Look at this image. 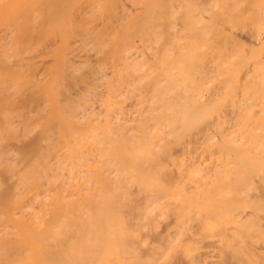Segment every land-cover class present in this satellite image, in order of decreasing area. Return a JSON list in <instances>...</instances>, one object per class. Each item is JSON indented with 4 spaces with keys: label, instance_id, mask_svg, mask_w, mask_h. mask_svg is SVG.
<instances>
[{
    "label": "bare ground",
    "instance_id": "6f19581e",
    "mask_svg": "<svg viewBox=\"0 0 264 264\" xmlns=\"http://www.w3.org/2000/svg\"><path fill=\"white\" fill-rule=\"evenodd\" d=\"M42 1L43 4H40L47 6L46 3L44 4V0ZM51 1V5L55 6L60 1L62 2V0H59V2L55 0L57 3L54 2V4V0ZM74 1H69L68 6ZM83 1H81L82 5ZM136 1L138 2V0ZM172 1H174V4L168 5L169 8L172 7V12L169 14V16H172L169 17V22L167 21L169 18L166 20L169 24L164 21L165 19L158 20L160 17H157V15H160L157 13H163V9L169 4L167 0L163 4H166V7L161 5V8L159 2H156V8L153 9L155 11L158 8V11L157 15L153 16L152 14L156 12L153 13L151 10L153 6L147 7L146 1L143 0L140 1V4L144 2L143 6L141 5L142 15L140 16V13H137L136 19L133 20L132 18L131 20L133 23H126L127 25H125L123 22L126 20L123 22L121 20L127 19L125 17L126 11L128 14L131 9H126L124 12V8L121 6V13H119L117 9L118 1L116 0H102V2L99 0L96 5L94 3L96 1H93L94 7L91 4L92 2L88 0L90 5L85 6L94 10L98 7L96 10H99L103 15H100L101 20L98 29H95L97 23L95 26L93 24L94 29L97 30L94 32V36L91 34L94 38L89 36L94 42L91 45L95 44L94 48L89 46V42V45L87 44L90 50L93 49L92 54L90 51H86L89 49L84 47L85 49H83L88 52L85 53L88 57H83L87 55H81V58L76 59L75 55L79 52L77 51L75 55L73 52L76 53L74 50L79 46L76 48L74 46L73 50L69 49V53L73 51L70 54H73L74 60L79 61V59H82V61H79L82 62L81 64H78L77 61L73 63L71 60L73 57L67 58V56H72L69 54L66 58L64 57L65 60L60 58L61 61L63 59V63L66 62V66H62L64 69L62 72L66 73L61 72L59 76L58 73V80L55 77L57 81L55 83L53 81L54 87L52 85V88L54 91L50 98L49 107H47V104L43 105L42 102V110L38 114L35 113L36 116L42 117L41 111H43L47 120L40 123L43 121L41 118L40 120L36 118L38 122H35L37 121L35 118L32 121V118V125H30L31 122L28 123L29 119L35 115L32 113L34 116L30 117L31 111L29 110V114L26 112L30 117L28 121L23 123L21 119L20 121L17 120L25 128L21 127L25 131L23 135H20L21 130L18 133L19 135L16 134L19 130L17 132L14 130L16 133L12 131L13 134H10L11 137L9 136V132L14 127L12 123L16 121L14 119V117L16 118L15 112L13 113L15 115L12 114L14 109L11 110L12 106L9 109V104L14 105L15 96H18L20 90H23L22 93L24 92V86L30 83L31 78H28L31 74L28 75V78L26 74L25 78L22 75L23 73H20L23 72L22 69L20 72L16 71L19 76L15 73L14 78L17 77L18 82L16 83L15 79L11 80H15L14 84L20 90L17 89L19 93L16 92L15 94L14 92L15 96L12 100L9 99L11 101H7L8 97L3 101L4 97L0 95V102L2 100L0 103L2 118L0 120L3 122V125L0 124V264H264V116L262 115L264 111L262 100H264V97L261 96V93L264 95V90H261L264 89L263 83V87L259 88L261 79L264 78L259 76H264V68H262L264 60H262L263 57L256 58L263 70L262 73L260 72L261 74L259 71L257 72L258 67L256 65L258 64L255 61L253 65L257 69H255L256 73L252 72V74L257 77L255 78L252 75V78L249 77L245 80L244 77L241 79L240 76L247 75L248 70L250 71L251 68L247 65L242 67L245 63H250V61L245 62V59L241 58L242 51H247L248 48H244L246 46L242 47L244 38L241 39L242 45L240 47L245 50L241 49L242 51H240L239 43H237L238 46L235 44V47L232 41L235 40L236 42L239 38L236 40L235 35L231 34L235 33L231 30H237L236 27L240 30L236 31V34L237 32L240 34L243 29L244 31L251 29L252 34L255 33V37L250 33L251 31H248L249 34L245 32H242V34H251L256 42L264 44V18L258 16L264 10V6L260 7L263 0L258 4L260 10H263L258 11L257 16H255L256 12L253 9L254 16L259 17L261 21L253 16V12L248 14V16H253L255 20H251L257 26L254 25L255 27H253V23L248 22L250 29L246 27L248 24L246 21H249L247 19L250 17L245 22L242 21L246 26H242L243 23L239 19L237 23H241V25L236 23L237 19L235 17L239 14L242 15L245 9L244 7L243 10L242 7L240 8L241 3L237 4V0H229L230 2L226 0V2H229L230 6L234 5V2L239 5L232 6L234 7L232 10L234 12L235 7H238L239 10L241 9L240 13L237 14L239 11L235 10L237 13L234 12V15H237L230 17V14L229 18L233 20L231 25L235 21V25L241 27L236 26L235 29H229L230 35H224L223 32L225 31L223 30L226 26L224 22H222V25L225 24L224 27L222 26L223 28L219 26L220 24L216 25L214 23L218 26V30H222L221 34H216L218 32L216 31L217 28L213 26L215 29L212 32L219 37L217 42H220L222 35H224V38L228 37V39H225L227 42L221 40L222 43L226 42L227 45L229 42L232 44V52L235 48L234 52L237 53L238 57L236 53L227 51L229 49L226 48L228 45H222V51H224V47L225 52L227 51L224 54L226 56L227 53L229 54L228 59L234 54L229 59L232 62H228V64L230 63L231 65H229L232 66L236 60L238 61L241 58L245 62L242 63L240 60L243 64L242 66L239 65L241 69L249 68L248 70H242L241 73L237 72L240 67L236 70L234 66L232 68L227 64L228 60L220 48L219 52L215 50L222 43H216L220 45L217 46L211 40L212 37H216L212 36V22L220 23L225 21V18L228 19V16L224 15L226 12L221 11L222 16H227H223V20L212 21L219 16L216 15L215 6H212L213 0L211 2L209 0L205 1L209 2L208 6H210L208 8L212 10L214 7L213 11L210 9L205 10L207 5L203 8L200 7L201 9L197 7L201 6L202 3L204 4V2H201L203 0H199L200 5L199 2L194 1L193 3L198 5L187 3L188 6L190 5L189 9H186L188 6L184 4L186 0H181L184 2V9L183 7L178 8L176 2L178 0ZM220 1H222V7L225 11L230 10L232 12L228 8L229 6L224 7L223 0ZM45 2L49 4L50 1L45 0ZM253 2L256 6L257 2ZM63 3L67 4V1L63 0ZM132 3L134 9H136L135 7L139 8L140 5L136 6L133 1ZM80 6L81 4L78 7ZM56 7L60 11L54 8L56 10L48 12L50 14L54 12L53 19L56 16L57 20H54L56 23L51 20L50 24L53 25L54 23L57 26L59 15L57 16L56 13L59 14L66 5L62 8ZM126 7L128 8V6ZM18 8L19 5L13 8L14 10L11 9L8 14L13 11L15 13ZM169 8L166 9V13L169 12ZM68 9L66 7L65 11L67 12ZM147 9L149 12H147ZM28 10L26 9V12ZM37 10L36 14L40 11L37 12ZM72 10L74 11V8ZM23 11L25 13V10ZM75 11L77 13V8ZM150 11H152V14ZM206 11L210 13V18H213L211 19L212 22L208 20L207 23L203 19L204 14L208 15V12L205 13ZM210 11L214 13L212 14ZM30 12L29 15L33 11ZM183 12H187V16H183V18L186 17L185 21L181 18ZM24 13L20 16H23ZM134 13L136 15V12ZM96 14L99 15L97 12ZM150 14L151 17L148 16ZM29 15L26 16L30 17ZM83 15L82 18L84 19L85 16ZM105 15L106 17H104ZM263 15L261 14V16ZM155 16L158 18L157 23L155 20L154 23H151ZM166 16L168 15L166 14ZM166 16L164 17L166 18ZM209 16H207L208 19ZM27 17H24V20ZM3 18H8V16ZM41 18L43 19V17ZM149 18L152 20H149ZM88 19L84 21L91 20ZM181 19L184 21V25ZM227 19L225 21L227 23L226 27L230 28L232 26L229 27L230 24L228 23L231 22L229 19L228 22ZM22 20L19 22L20 20L16 18L12 19L14 23L10 22L14 26L16 23L22 24L24 21ZM15 21L18 22L15 23ZM162 22L163 24L167 23V30L164 29L165 26ZM64 23L67 25L66 22ZM116 23L118 24L116 25ZM17 24L14 28L17 26L21 29L23 25L18 24V26ZM4 25L7 24L2 25V30L6 29ZM9 25L8 23L6 27ZM81 25L83 26V24ZM251 26L257 32H253ZM256 27L257 30H255ZM14 28L11 27L12 32L9 31L10 34L13 33V30L15 32ZM32 28L34 27L32 26ZM18 31L20 35V31L24 32V30ZM55 32L57 34V31ZM79 32L85 34L82 33V38L93 33L89 27H85V30ZM45 33L43 36L48 34V32ZM8 34L7 37L11 36H8ZM68 34L64 35L68 37ZM17 35L16 38H18ZM233 35L234 40L229 39ZM250 36L248 37L250 38ZM30 38L32 40V37ZM80 40L82 42V39ZM164 40H167L166 43ZM163 42L165 45L168 43V45L163 46ZM252 42L254 41L252 40ZM14 43L12 44L14 45ZM19 43L22 42L19 41ZM248 43V45H251V40ZM34 44H37V41ZM8 45L10 46V44ZM30 45L28 46L30 47ZM212 45L217 47L215 48ZM25 46L27 47L26 44ZM210 47L217 52L216 55L213 54V58V50L211 52ZM248 47H251V49H249L250 52H246L249 53L246 57L256 50V47H252V45ZM14 48L16 49L15 46ZM80 48L81 54L82 49ZM159 48L160 51L164 49V52H159ZM254 48L255 50H252ZM15 49H12L11 52ZM238 49L240 53L236 51ZM263 49L262 46L260 52H264ZM16 50L18 52V47ZM220 52L225 57V61L219 59L220 62L214 63L213 60L216 61L215 58L217 59ZM5 53L3 51L0 54H3V56H0V58H3ZM13 53L14 59L19 57L16 56L18 53L16 55L15 52ZM89 53L92 58H90ZM40 55L33 56L38 58ZM56 55L58 57V54ZM262 55L264 56L263 53ZM223 56L221 55V58ZM8 57L11 61L10 56ZM25 58L24 55V58H19L20 60L18 58L17 61L13 60L14 63H19V61L22 62L21 59ZM233 58L236 59L234 62ZM0 60L2 62V59ZM9 61L7 64H9ZM14 63L8 66L15 65L16 67ZM30 63L29 67L31 66ZM24 64L21 65L23 68L27 63ZM21 66L19 63L18 68ZM7 67L5 71H3L4 69L0 70V73L3 71L0 74L3 83L8 80H4V76V78H7V76L13 78V76L9 77L12 69H9L8 74L5 73ZM65 68H67L66 71ZM63 69L61 68L60 71ZM261 69L260 71H262ZM13 74H10V76ZM66 76H69L71 80L67 79ZM262 81L264 82V79ZM18 83L23 85L19 86ZM14 84L12 82L13 87ZM34 84L36 86V83ZM37 85L39 86L38 83ZM1 86L0 83V93H3L1 92ZM6 86L8 85H5V88ZM3 87L2 89L6 91L7 88L4 89ZM27 88L31 90L29 87ZM256 89L260 94L253 95L254 92H257ZM7 92L10 95V92ZM33 94L36 95L37 93ZM19 95L25 97L26 94L20 93ZM36 97L34 96V98ZM34 98L32 100L36 101ZM18 100L21 102L20 99ZM36 102L38 104V101ZM22 104L21 107L25 105ZM37 104H35L36 107L40 105ZM21 116L24 117L23 114ZM26 123L31 128L25 127V125L27 126ZM5 131L7 133H4ZM39 131L41 132L39 133L40 136H37ZM200 141L204 145L198 147L197 144H200ZM186 176L187 179L188 176H194V178L198 176L196 178L198 180H193L194 178L190 177V180L187 181ZM206 176L209 180L204 179L203 181L202 179ZM227 176L228 178H226ZM230 176H232V179ZM234 176L238 179H235ZM199 179L204 183L201 181L199 183ZM196 181L199 183L200 188H198ZM201 184H204L205 187ZM140 199H143L141 200L143 205L140 203ZM133 216L135 219H133ZM171 221L173 224H170ZM162 226L165 227V231L161 228ZM160 231L166 235L164 233L162 235ZM167 238L170 239L168 242L170 244L167 243ZM152 239H158V245L154 244V246L151 243L153 246H150ZM162 240L164 242L167 240L166 244L161 243ZM160 243L163 244V247ZM145 252L149 253L146 257L144 256Z\"/></svg>",
    "mask_w": 264,
    "mask_h": 264
},
{
    "label": "rangeland",
    "instance_id": "374dc122",
    "mask_svg": "<svg viewBox=\"0 0 264 264\" xmlns=\"http://www.w3.org/2000/svg\"><path fill=\"white\" fill-rule=\"evenodd\" d=\"M0 1H1V2H0V3H1V4H0V20L2 19V20L0 21V28H1V29H0V37H1V38H0V45H1V46H0V54L3 53V51H4V53H5V51H6L5 55H7V56L4 55L3 58H0V59H2V62H1V60H0V68H1L0 70L4 69L3 71H5V70H6V67H7L9 64L14 63V62H15L14 60H16L17 58H18V59H19V58H24V55H25V57H26L27 59H26V58H25L26 60H25V59H21L22 62L19 61L20 66L22 65V63H25L24 65H26V63H27L26 66L29 67V63L31 62V63H30L31 66H30L29 68H27L26 66H25V68H23V67L21 66V67H19V68H20V69H19V68H18L19 63H14V64H16V67H15V65H14V66H13V65H10L11 68H9L10 66L7 67V71H6L5 73H7V72L9 73L11 69H12V71H11L12 73H10V74H13V73H14V74L11 75V76H10V74H9V77H12V76H13V78H8V76H7L8 73L6 74L7 78H4L5 76L3 77L4 80H5V79H8V80L10 79L9 81L6 80L9 84L11 83L10 85H9L7 82H4V83H7V84H4V83L2 82V78L0 77V78H1V79H0V83H1V85L4 86V87H3L4 89L7 88L6 91H5V90L2 89V86H1V92H3V93H0V95L4 97V98H3V101H4V99H7V97H8L7 101H8L9 99L12 100L13 96H15V95H14V92H15V94H16V92H17V93L20 92L21 94H24V95L26 94L25 97H23V95H19V94H20V93H19L18 96H17V95L15 96L16 98L14 97V98H15V99H14V105L9 104V105H10V106H9V109H11V108H12L11 110L14 109V110L12 111V114H13L14 112H15V114H16V115L13 114V115L16 116V118L14 117V119H16V121H14V122L12 123V125L14 126V127L12 128L13 130L10 129L11 131L9 132V136L11 137L10 134H13L12 131H14V130H15L16 132L19 130L17 133L14 131L16 134H18V133H20V132L22 131V132L20 133V135H23V133L25 132V131H23V129H21L22 124H21V123H20V124L18 123V122L20 121V119H21V121H23V123H25L26 121H28V119H29L31 116H34L35 113H36V114L40 113L39 111L42 110V109H41V106L43 107V105H46V104H47V107H49V105H50V103H51V99H50V98H51L52 92L54 91V89L52 88V85H53V87H54V83L59 79V77H57V74L59 73V74H58V76H59V75L61 74V72L64 71V69H63L62 66H66V65H65L66 62L64 61V63H63V59H64V57L66 58V56H67L68 54H69V55H72V56H67V58L70 59L71 57H73V58H71V60H72L73 63H74V62L77 61V60H74V56H73V54H74V55L77 54V51L79 52L77 55H80V56L78 57L77 55H75V58H76V59L81 58V55H87V54H85V53H88L89 51H90V53L92 54V50H93V49L90 50L89 48H90L91 46L93 47L95 44H92V45H91V43H94V42H92L93 39H92V38L90 39V37H93V36L95 35L94 32L97 31V30H95V29H98L97 27L100 26V20H101V19H100V15H101L102 13H100L99 10H96L98 7H97L95 10L86 7L87 5H90V4H89L90 2L88 3V0H87V1H86V0H84V1H83V0H75L74 2H72V4H69V6H68V3H69V1L71 2L72 0H69V1L66 0V1H67V4H66V3L64 4V3H63V0H62V2L60 1L61 3H60L59 0H58L59 3H58V5H56V6H59V7L62 8L63 6L66 5L67 9H68L69 7H70V8L68 9L67 12L65 11L66 7L62 8V9H61V12H60L59 14L55 12V13L57 14V16L59 15V17H58V21H57V26H56V24H54L53 22H52L53 25L50 24V23H51V20H53V21H54L55 19L57 20L56 16H55V18L53 19V16H54L53 13H54V12H52V13L50 14L48 11L51 12V11H54V10H56V9L60 11V9H58V7H56V6L53 5V4H52V5H53V6H52V5H51V2H52L51 0H48V2L50 1L49 4H48L47 2H45V0H44V4L46 3L47 6H46V5H45V6L42 5V4H43V1H42V0H19L18 2H17L16 0H3V1L0 0ZM31 1H32V2H31ZM37 1H39V3H37ZM40 1H41V2H40ZM46 1H47V0H46ZM64 1H65V0H64ZM81 1H83V5H82V2H81ZM89 1L92 2L91 4L93 5V7L96 5L97 2H99V0H89ZM93 1H96V2H94L95 5L93 4ZM103 1H104V0H103ZM116 1H118L117 3H118V6H119V7L117 6V9H118L119 13H121L120 8L122 9V7L124 8V12L126 11V9H127V10H130V9H131V10H130L131 12H130V13L128 12V14H127V11H126V16H125V17H126L127 19H123V20H121L122 22H123L124 20H126V21L123 22L125 25L130 24V23H133V21H131L132 18H133V20H134V18H135L139 13H140V14H139L140 16L142 15V13H141L142 10H141V9H142L143 3H144L145 1H146V2H145V3H146V6L148 5L147 7H152V6H153V7L151 8V10L153 11V13L156 11L155 14H152V13H151L152 11H150V13L152 14V16H153V15H157V14H160V15L163 16V14L166 13V12H165L166 9L169 8L168 5L171 6V5L174 4V1H172V0H171V1H168V0H167V3L169 2V4H167V5L165 4V5L167 6V7H166L165 5H163L164 2H165L166 0H164V1L162 0L163 3H162L161 0L158 1L159 4H160V6H159L160 8H161L162 6H164V7H166V8H164V7H163L164 9L162 8V9L164 10L165 13H164L163 11H162L163 13H159V12L157 13L158 8H157V10L155 9V11H154V9H153L154 7L156 8L155 5L158 3L157 0H156V1H153V0H152V1H151V0H144V2H143L142 4H140V3H141L143 0H138V2H137L136 0H129V1H128V0H121L120 2H119V0H116ZM132 1L135 3L136 6H137V5H138V6L140 5L139 8H138L140 11L137 9V7H135L136 9H134V8L132 7V4H133ZM135 1H136V2H135ZM140 1H141V2H140ZM182 1H183V0H182ZM182 1H181V0H180V1H179V0L176 1V2H177V6H178L179 9H181V8L184 6V5H183L184 2H182ZM186 1H187V2H186ZM186 1H185V3H184V4H186V5H187V3H189V4L192 3V5H198V4L200 5V4H201V3L199 2V0H192V2H191V0H189L190 2H189L188 0H186ZM193 1H194V2H199V3H198V4H197V3L194 4ZM205 1H206V0L201 1V2H204V4L202 3L203 6H202V4H201V6H197V7H199V8L201 7V8H203L205 5H207V7H205V10H206V9H210V10H211V8H208V7L210 6V5L208 6V4H209V2H211V0H209V2L207 1L208 3L205 2ZM224 1H225V2H224ZM228 1H229V0H228ZM233 1H235V0H233ZM253 1L257 2V3H256V6H255V3H254ZM261 1H262V0H257V1H256V0H248V1H247V0H243V1H238V0H237V4L241 3V4H240V8L242 7L241 9L243 10V7H244L245 9H244V11H243V13H242V15H241V14H239L240 11H241V9L239 10L238 7H235V8H236L235 10H236V11H239V12L237 13L235 10H234V12L242 16V17H241V16L238 15L239 17H238V16L235 17L237 14L234 15L235 13H234L233 10H232L234 7H232V6H239V5H236V2H234V3H235L234 5L230 6V3H229L230 1H229V2H226V0H223V3H225V4H224V7L229 6L228 8H230V9L232 10V12H230V10H229V11H225V10L223 9V7H222V5H223V4H222V1L218 0V2H219V4H218L217 0H215V1L213 0V2H212L213 5H212V3H211V5H212V6H215V10H217V14H216V15H219V16L221 17L222 14L226 12L224 15H227L229 21L231 22V23H228V24H230L229 27L232 26V27H230V28H227V27H226V26H227V23H226L225 21H226L227 18L224 19L225 21H221V19L223 20V18H224V17H227V16H224V15H223L224 17L222 16L221 18L218 16L220 20L217 19L218 17H217V18L215 17L216 19H215V18L213 19V18H210V16H209L210 13L208 12V11H209V10H208V11L205 12V13L208 12V15H207V14H204V13L202 12V13L205 15V16L203 17V19H205V21H207V23H208V20L211 21V19H213L212 21H214V20H215V21H217V20H218V21H221L220 23H219V22H218V23H217V22H212V21H211V22H212L213 24L216 23V25H217V24H220V25H219L220 27H222V26L224 27L225 24H226V26L224 27V30H223V31H225V32H223V34H224V35H226V34H229V35H230V32H228V31H230L229 29H235L234 27L239 26V25H235V21H234V24H233V25H235V26L231 25L233 20H232V18H229V15L231 14L230 17H235V19H237V20H236V23L239 22V20L241 21V23H243L242 21L245 22L246 19L250 17L249 19H247V20H249V21H246V22H247V23H248V22H251V24L253 23L252 26L255 27L254 25H256V24H254V21H252L251 19H253V16L255 15V14H254L255 12H256V15H255V16H257V14L263 10V9H262L263 7L261 8L262 10H260V7H261V6H264V5H263L264 0L262 1V5H260V7L258 6V4L261 3ZM54 2L57 3L55 0L53 1V3H54ZM75 2H76V3H75ZM85 2H87V3H85ZM101 2H102V0H101ZM148 2H149L150 5L147 4ZM156 2H157V3H156ZM170 2H171V4H170ZM181 2H182V3H181ZM216 2H217V3H216ZM250 2H251V3H250ZM252 2H253V3H252ZM19 3H20V4H19ZM40 3H42V4H40ZM55 3H54V4H55ZM138 3H139V4H138ZM180 3H181V4H180ZM205 3H206V4H205ZM215 3H216V5H214ZM226 3H227V4H226ZM243 3H244V5H243ZM25 4H27V5H25ZM37 4H38V5H37ZM39 4H40V5H39ZM75 4H76V5H75ZM77 4H78V5H77ZM80 4H81V6L78 7ZM228 4H229V5H228ZM231 4H233V2H231ZM245 4H246V6H245ZM253 4H254V5H253ZM17 5H19V8L16 9L17 11L15 10V13H14V11H13V12H12L13 14L11 13L12 15H11V14H8L9 11L11 12V9L16 8ZM23 5H24V6H23ZM60 5H61V6H60ZM85 5H86V6H85ZM92 5H91V7H92ZM124 5H125V6H124ZM141 5H142V6H141ZM151 5H152V6H151ZM161 5H162V6H161ZM179 5H180V7H179ZM242 5H243V6H242ZM247 5H250V6L247 7ZM6 6H7V7H6ZM13 6H14V7H13ZM39 6H40V7L42 6V8H40ZM121 6H122V7H121ZM126 6H128V8H127ZM177 6H176V9H177ZM187 6H188V5H187ZM189 6H190V5H189ZM189 6L186 7V9H189V8H190ZM212 6H211V7H212ZM28 7H29V8H28ZM37 7H39L40 9L37 8ZM43 7H45L44 10H43ZM46 7H47V9H46ZM51 7H52V8H51ZM89 7H90V6H89ZM93 7H92V8H93ZM173 7H174V6H173ZM191 7H192V6H191ZM197 7H196V8H197ZM231 7H232V8H231ZM246 7L248 8L247 11H246V9H247ZM249 7H251L252 9L249 8ZM253 7H254V8H253ZM3 8H4V9H3ZM54 8H56V9H54ZM73 8H74V11L72 10ZM76 8H77V13H76V11H75ZM81 8H82V9H81ZM84 8H85V9H84ZM160 8H159V9H160ZM171 8H172V7H171ZM171 8H169V12L166 13L168 16H166V14L164 15V16H166V18H165L164 16L162 17V16H160V15H159V16L157 15V17H160V18L158 19V18L155 16L156 19H155V17H154L153 22L151 21V23H154V20H155L156 23H157V21H158V20H161V18H163L162 20L165 19L164 21H166L170 16H172V15L169 16V14L172 12ZM199 8H198V9H199ZM201 8H200V9H201ZM228 8H227V10H228ZM26 9H27V10L29 9V10H28L29 12H30V11H31V12L33 11L32 13L30 12L31 15H29V12H28V11L26 12ZM32 9H33V10H32ZM34 9H36V10L38 9L37 12H38L39 10H40L39 12H41V11L43 10L44 13H43V11H42L41 13L38 12V14H36V13H35L36 10L34 11ZM52 9H53V10H52ZM80 9H81V10H80ZM174 9H175V7H174ZM174 9H173V10H174ZM183 9H184V7H183ZM200 9H199V10H200ZM253 9H255V12H254ZM13 10H14V9H13ZM23 10H25V13H24ZM62 10H64V11H62ZM71 10H72V12H71ZM82 10H83V12H82ZM84 10H85V12H84ZM87 10H88V11H87ZM147 10H148V9H147ZM149 10H150V8H149ZM149 10H148L147 12H149ZM170 10H171V11H170ZM213 10H214V7L212 8L211 11H213ZM252 10H253V11H252ZM91 11H92V12H91ZM159 11H161V10H159ZM200 11H201V10H200ZM202 11H204V10H202ZM211 11H210V12H211ZM221 11H222L223 13H221ZM258 11H259V12H258ZM45 12H46L47 16H46ZM57 12H58V11H57ZM65 12H66V16H65ZM88 12H89V13H88ZM96 12H97L99 15H97ZM134 12H136V15H135ZM228 12H230V13L228 14ZM249 12H250V13H249ZM252 12H253V16H252V15H251V16H250V15L248 16V14H251ZM262 12H263V13H260L258 16L264 18V15H263V14H264V10H263ZM23 13H24V15H23L24 17H27L26 15H29L30 17H27V18L24 20V17H23V16H20V15H22ZM70 13H71V14H70ZM72 13H73V14H72ZM85 13L88 14V15L86 16ZM93 13H94V14H93ZM137 13H138V14H137ZM156 13H157V14H156ZM211 13L213 14L214 12H211ZM39 14H40V15H43V16H40ZM83 14H85V15H83ZM89 14H92V15L89 16ZM103 14H104V13H103ZM116 14H118V13H116ZM132 14H133V15H132ZM151 14L148 15V16L151 17ZM203 14H202V15H203ZM232 14H233V15H232ZM261 14H262L263 16H261ZM10 15H11V16H10ZM14 15H15V16H14ZM34 15H35V16H34ZM36 15H37V16H36ZM44 15H45V17H44ZM49 15H50V16H49ZM71 15H73L75 18H74L73 16H71ZM78 15H79V16H78ZM82 15L85 16L84 19L82 18ZM93 15H94L95 19H94ZM118 15H119V14H118ZM181 15H182L181 18L184 20V19H186V17L183 18V16H187V12H183V13H181ZM7 16H8V18H5V19L3 18V17H7ZM18 16H20V17L18 18ZM38 16H39V17H38ZM48 16H49V17H48ZM68 16H69V17H68ZM101 16H103V15H101ZM131 16H132V17H131ZM207 16H209V19L207 18ZM211 16L214 17L213 15H211ZM255 16H254V17H255ZM31 17H32L33 19H32ZM41 17H43V19H42ZM46 17H48V18H46ZM64 17H66L68 21H67L66 18H64ZM71 17H72V18H71ZM77 17L82 18V19L80 20V19L77 18ZM104 17H106V15H105ZM104 17H101V18H104ZM251 17H252V18H251ZM259 17H258V18L255 17V18L260 20ZM16 18H17V20H20L19 22H21L22 19L24 20V21L22 20V21L24 22V24H23V22H22V24L18 23L19 25H23L24 28H23V26H22V28L20 27L21 29L17 28V26L14 28V26L17 24L16 22H18V21H15L16 24H14V26H12L13 23H14V22L12 21V19L14 20V19H16ZM29 18H30V19H29ZM88 18L91 19V20H90V21H87V20L84 21L85 19H88ZM152 18H153V17H152ZM206 18H207V20H206ZM240 18H241L242 20H241ZM40 19H41V20H40ZM47 19H48V20H47ZM70 19H71V20H70ZM77 19H78V21H77ZM89 19H88V20H89ZM92 19H94V20H92ZM97 19H98V21H97ZM135 19H136V18H135ZM157 19H158V20H157ZM182 19H181V21H182V24L184 25L183 22H184L185 20L183 21ZM228 19H227V21H228ZM238 19H239V20H238ZM261 19H262V18H261ZM27 20H28V22H30L31 24L28 23ZM33 20H34V21H33ZM37 20H38V21H37ZM60 20H61V22H60ZM72 20H73V21H72ZM79 20H80V21H79ZM149 20H152V19L149 18ZM250 20H251V21H250ZM253 20H255V19H253ZM10 21L13 22V23H11ZM31 21H32V22H31ZM40 21H41V22H40ZM42 21H44V22H42ZM49 21H50V22H49ZM71 21H72V22H71ZM81 21H83V22H81ZM164 21H163V22H164ZM167 21L169 22V21H170V18H169ZM167 21H166V22H167ZM229 21H228V22H229ZM256 21L259 22L258 20H256ZM260 21H261V20H260ZM263 21H264V19H263ZM34 22H35V23H34ZM36 22H37V24H36ZM54 22L56 23V21H54ZM64 22H66L67 25H65ZM80 22H81V24H83V26L80 24ZM84 22H85V23H84ZM93 22H94V23H93ZM163 22H162V24H163ZM168 22H167V23H168ZM211 22H210V24H211ZM222 22H224L225 24L222 25ZM8 23H9L10 25L12 24L11 27H12V29H13V28L15 29V32H16V33H15L14 30H13V33L10 34V32H12V31H11L12 29H11L10 25H9L8 27H6V26L8 25ZM32 23H33V24H32ZM42 23H43V24H42ZM47 23H48V24H47ZM70 23H72V24H70ZM74 23H75V24H74ZM96 23H97L98 26L96 25ZM126 23H127V24H126ZM167 23H166V24H163V25L165 26L164 29L166 28V30H167ZM241 23H237V24H240V25H241ZM255 23H256V22H255ZM3 24H7L6 26L4 25V27H5L6 29L10 27V29H8L7 31H6V29L2 30V29H3V27H2ZM18 24H17V25H18ZM62 24H63L64 27L62 26ZM79 24H80V26H79V28H78V30H77V27H78ZM93 24H94V26L96 25V26H95V27H96L95 29H94ZM117 24H118V23H116V25H117ZM168 24H169V23H168ZM182 24H181V26H182ZM185 24H187V22H185ZM213 24H212V27H211V28H212V29H211V32H212V31L214 32L213 29L217 28L216 31H218V32H217V33L215 32V33H216V34H218V33L221 34V33H222V30H221V31L218 30V26H216L215 24L213 25ZM243 24H245V23H243ZM243 24H242V26H246V24H245V25H243ZM257 24H258V23H257ZM19 25H18V26H19ZM28 25H29V27H28ZM31 25H32L34 28H32ZM35 25H37V26H35ZM39 25H40V26H39ZM41 25H42V26H41ZM46 25H47V27H46ZM68 25H69V26H68ZM75 25H76V26H75ZM179 25H180V24H179ZM49 26L51 27V29H50ZM52 26H53L54 28H53ZM70 26H72V27H70ZM213 26H215V28H214ZM252 26H251V28H253ZM256 26H257V25H256ZM30 27H31V28H30ZM35 27H36V28H35ZM55 27H56V28H55ZM65 27H66V28H65ZM75 27H76V28H75ZM85 27H87V28L89 27L90 30H91L94 34H93V33H90V35L88 34V36H86L85 38H84V36H83V38H82V33H83V32L80 33L79 31H81V30L83 31V29L85 30ZM183 27H184V26H183ZM223 27H222V28H223ZM239 27H241V26H239ZM246 27H248V28L250 29V24L248 23ZM16 28H17L18 30H24V32L20 31V33H21V35H20V34L18 33L19 31H18ZM27 28H29V29L27 30ZM91 28H92V29H91ZM222 28H221V29H222ZM225 28H226V30H225ZM236 28H237V30H231V32L235 31V33H234V32L231 33V34H234L235 37H234V35H233V36H230L231 38H229V39L232 40V39H233L232 37L236 38V40H238V38H239V40H241V39L244 38V41H243V45H242V43H241L242 40H241V41L238 40L239 42H238V41L235 42V40L233 39L234 41H232V43H234V45L237 44V43H239L240 45L237 44V46L239 45V47H240L241 45H242V47L246 46V47H244V48H248V50H247L248 52H250L249 49H251V47L249 48L248 46H251V45H252V47H256V50H257V51L255 50V48L252 49V50H255V52L253 51V52H254V53L252 52L253 54L250 53L251 55H249L248 57H246V56H247L249 53L247 54V53H246L247 51H242L244 48H241V47H240V51H242L243 55L241 54V56H242V57H241L240 54H239V58H240V57H241V58H244V59H245V62H249V61H250L249 64L243 62V61H242L243 59H241V58H240V59L237 58L238 61H237L235 58H233V62H234L235 60H236V62L233 63L232 66H230L231 64L229 63V64H230V65H229L228 62H232V61H229V59H231V58L233 57V55H234L236 52H234V50H235V48H234V50H233L234 54L232 55V57L230 56L229 59L227 58V56H228L229 54L227 53V56L225 55L226 52H227L228 50L232 52V50H231V49H232V47H231L232 44H230V43L228 42V43H227L228 46L226 45L227 40H225V39H226V38L228 39V37L225 36L226 38H224V35H222L223 37H222V39H221V38H220V39H221V40H225L226 42L222 43L221 40H220V42H217V41H219V37H218V35H217V36L214 35V33L212 32V36H216V37H212L211 40L214 41L213 44L215 43V45H217V44H221V43H222L221 46H220V45H217V46H220V47H217V46L214 45L215 48H216V47L218 48V50H217V48H216V49L214 48L217 52H219V51L221 50V52H223V54H224V52H225V47H224V51H222V49H223L222 45H223V44L227 46L226 48H229V49H227V51L225 52L224 55L226 56V59L228 60V61H227V64H228L230 67H232V68L235 67L236 70H237L240 66L243 65L242 63H245V65H243L242 67H245L246 65H247V67H248V66L251 67V68H250V71L248 70L249 68H247V67H246L247 69L244 68L245 70H248V72H249L247 75L242 76V75L240 74V75H241V76H240L241 79L245 77L244 79L246 80V79L249 78V77L252 78V75H253V77H255L254 74H252V72H253V73H254V72L256 73L255 69H257V68L253 65V64L255 63V61H256V62L258 61V60H256V58H257V57H263L262 60H264V56L262 55V53L264 54V52H260L261 49H262V46L264 47V44H259L258 42H256V41L254 40V38H253L252 35H254V37H255L256 35H255V33L252 34L251 29H250V30L247 29V31H244V29L242 28L243 31H242V29H241V31H242V32H245L246 34L248 33V31H249V32L251 31L250 33H251L252 35H251V34H250V35H251L252 37H251L250 35H244V34H242V32H240V34H239V32H237V34H236V31H240V30H238V27H236ZM244 28H245V27H244ZM30 29H31V31H30ZM32 29H34V30H32ZM53 29H57V30H55V31H57V34H56V32H55ZM64 29H65V30H64ZM68 29H69V30H68ZM72 29H73V31H71ZM79 29H80V30H79ZM93 29H94V31H93ZM99 29H100V28H99ZM227 29H228V30H227ZM16 30H17V31H16ZM48 30H49V31H48ZM58 30H59V31H58ZM66 30H67V31H66ZM75 30H77L78 32L75 31ZM86 30H87V29H86ZM245 30H246V28H245ZM252 30H253V32H257V31H254V28H253ZM255 30H257V27L255 28ZM9 31H10V32H9ZM25 31H27V32H25ZM33 31H34V32H33ZM51 31H52V32H51ZM60 31H62V32L60 33ZM69 31H70V33L68 34ZM30 32H31V33H30ZM45 32H46V33L48 32V34H46ZM85 32H86V31H85ZM8 33H9V34H8ZM44 33L46 34V36H43ZM59 33H60V34H59ZM63 33L66 34V35L68 34V37H67L66 35H64ZM79 33H80V35H79ZM164 33H165V31H164ZM1 34H2V36H1ZM7 34H8V36H9V35H11V36L7 37V36H6ZM14 34H15V35H14ZM16 34H18L17 37H18L19 39L15 37ZM77 34H78V35H77ZM91 34H92L93 36H92ZM238 34H239V35H238ZM248 34H249V33H248ZM13 35H14V36H13ZM19 35H20L21 37H20ZM28 35H29V36H28ZM47 35H48V36H47ZM59 35H61V36H59ZM62 35H63V36H62ZM83 35H85V34L83 33ZM229 35H228V36H229ZM237 35H238L239 37H238ZM242 35H243V36H242ZM35 36H37V37H35ZM42 36L45 37L46 39H45V38L43 39ZM69 36H70V37H69ZM89 36H90V37H89ZM219 36L221 37V35H219ZM248 36H250V38H249ZM6 37H7V38H6ZM30 37H32V40H31ZM40 37H41V38H40ZM75 37H76V39H75ZM245 37H246V38H245ZM4 38H6V39H4ZM9 38H10V39H9ZM15 38H16V40H14ZM24 38H25V39H24ZM35 38H36V39H35ZM47 38H48V39H47ZM67 38H69L68 41H66ZM71 38H72V39H71ZM86 38H89V39H86ZM93 38H94V37H93ZM223 38H224V39H223ZM248 38H249V39H248ZM252 38H253V39H252ZM1 39H2V40H1ZM7 39H8V40H7ZM23 39H24V40H23ZM33 39H35V40H33ZM78 39H79V40H78ZM80 39H82V42H85L86 44L80 42V41H81ZM84 39H85V40H84ZM215 39H217V40H215ZM246 39H247V40H246ZM13 40L15 41V43H14ZM18 40H19L20 42H22V43H19ZM41 40H43V41L41 42ZM63 40H64V42H63ZM69 40H70V41H69ZM231 40H230V42H231ZM250 40H251V45H248V44H249L248 42H249ZM252 40H253L254 42H256V43L252 42ZM1 41H2V42H1ZM9 41H10V43H9ZM16 41H18V42H16ZM23 41H25V42H23ZM26 41L28 42V44H27ZM36 41H37V44H38V45H37V44H34V42L36 43ZM39 41H40V43H39ZM45 41H46V42H45ZM101 41H102V39H101ZM164 41H165V43H166L167 40H164ZM88 42L90 43V45L88 44ZM245 42H246V43H245ZM2 43H4V44H2ZM12 43H14V45H13ZM24 43L27 45V47L25 46ZM41 43H42V45H41ZM64 43H65V44H64ZM165 43L163 42L162 45L164 46ZM210 43H212V42H210ZM216 43H217V44H216ZM253 43H254V44H253ZM257 43H258L259 45H258ZM8 44H10V46H9ZM15 44H16V45H15ZM17 44H18V46H17ZM22 44H23V45H22ZM30 44H31V45H30ZM87 44H88L90 47H89ZM229 44H230V47H231V48L229 47ZM2 45H3V46H6V47L3 48ZM19 45H20V47H19ZM28 45H30V47L32 46L34 49H33V48L31 49ZM35 45H37V46L34 47ZM66 45H68V46H66ZM70 45H71V46H70ZM81 45H82V46H81ZM85 45H87V46H85ZM167 45H168V43H167L165 46H167ZM14 46L16 47V49H17V47H18V52H17V50L14 48ZM24 46H25V47H24ZM41 46H42V47H41ZM69 46H70V47H69ZM72 46H73V47H72ZM74 46H75V48L78 47V46H79V47L76 48L77 50H76V49L74 50V51H76V53L73 52V51H71V52H73V54H70L71 52L69 53V49H72V50H73V49H74ZM80 46H81V48H80ZM163 46H161V48H164V49H165V47H163ZM212 46H213V45H212ZM212 46H211V47H212ZM214 46H213V47H214ZM44 47H45V49H44ZM47 47H48V48H47ZM50 47H51V48H50ZM84 47H85L86 49H89V50H86V51H88V52H86V51L84 50V49H85ZM87 47H88V48H87ZM211 47H210L209 49H211ZM213 47H212V48H213ZM233 47H234V46H233ZM235 47H236V45H235ZM259 47H260V48H259ZM2 48L5 49V50H3ZM25 48H26V49H25ZM27 48H28V49H27ZM65 48H66V49H65ZM79 48L82 49V50H81V52H82L81 54H80ZM83 48H84V49H83ZM93 48H94V47H93ZM95 48H96V47H95ZM219 48H220V50H219ZM237 48H238V47H237ZM12 49H15V50H13V52H15V55L18 53V55H16V56H19V57H16V59H14V58H15L14 53L11 52ZM41 49H42V50H41ZM164 49H161V51H160V48H159L158 51L163 53V52H164ZM241 49H242V50H241ZM8 50H9L10 52H7ZM23 50H24V51H23ZM29 50H33L34 52H33V51H30V52H29ZM35 50H36V51H35ZM212 50H213V49H211L210 51L212 52ZM244 50H245V49H244ZM19 51H21V52H19ZM27 51H28V52H27ZM45 51H46V53H45ZM236 51H239V49L236 50ZM240 51H239L238 53H240ZM262 51H264V49H263ZM24 52H25V53H24ZM42 52H43V53H42ZM217 52H215V51L213 50L212 55H213L214 53H215L214 55H216ZM221 52H220L219 56L217 55V59L215 58L216 61L213 60L214 63H215V62L217 63V62L219 61V59H224V58H225ZM233 52H232V53H233ZM244 52H245V53H244ZM8 53H9V54L11 53V54H13V55H11V54L9 55ZM28 53H29V54H28ZM39 53H42V54L40 55ZM90 53H89V56H91ZM229 53H230V52H229ZM260 53H261V55H260ZM21 54H22V57H21ZM37 54H38V56L40 55V57L36 58V57H37V56H36ZM55 54H58V57H57V55L55 56ZM93 54H94V53H93ZM245 54H246V55H245ZM258 54H259L260 56H259ZM31 55H32V56H31ZM33 55L36 56V57H34ZM48 55H49V56H48ZM62 55H63V56H62ZM214 55L212 56V58L214 57ZM221 55L223 56L222 58H221ZM230 55H231V54H230ZM0 56L2 57L3 54L0 55ZM8 56H10V59H12V60L14 59V60H13V61H12V60L9 61V59H8L9 57H8ZM11 56H12V57H11ZM43 56H44V57H43ZM93 56H94V55H93ZM236 56H237V53H236ZM5 57H7V58H5ZM13 57H14V58H13ZM56 57H57V59H56ZM83 57H88V55H87V56H83ZM83 57H82V58H83ZM237 57H238V56H237ZM28 58H29V59H28ZM34 58H35V59H34ZM58 58H59V59H58ZM60 58H63L62 61H61ZM90 58H92V56H91ZM3 59H4V60H3ZM5 59H6V60H5ZM31 59H33V60H31ZM38 59H39V60H38ZM251 59H252L253 61H252ZM257 59H258V58H257ZM259 59L261 60V58H259ZM7 60L9 61V64H7V63H8ZM19 60H20V59H19ZM23 60H24L25 62H24ZM27 60H28V61H27ZM30 60H31V61H30ZM64 60H65V59H64ZM80 60L82 61V59H79V61H80ZM240 60L242 61V63H241ZM246 60H247V61H246ZM3 61H4L5 63H4ZM16 61H17V60H16ZM26 61H27V62H26ZM33 61H34V62H33ZM58 61H59L60 63H59ZM79 61H77V62H79ZM222 61H225V59L222 60ZM10 62H11V63H10ZM32 62H33V63H32ZM35 62H36V64H35ZM77 62H76V63H77ZM219 62H220V61H219ZM237 62H238V63H237ZM251 62H252V63H251ZM258 62H259V61H258ZM258 62H257V64H258ZM1 63H2V64H1ZM62 63H63L64 65H63ZM76 63H75V64H76ZM81 63H82V62H81ZM81 63L79 62L78 64H81ZM236 63H237V64H236ZM262 63H263V67H262V68H264V62H262ZM17 64H18V65H17ZM33 64H35V65L33 66ZM259 64H260V62H259ZM259 64H258V65H259ZM239 65H240V66H239ZM258 65H256V66H257L258 69H259V68H260V65H259V66H258ZM32 66H33V67H32ZM35 66H36V67H35ZM39 66H40V67H39ZM233 66H234V67H233ZM261 66H262V65H261ZM12 67H13V68H12ZM44 67H45V68H44ZM16 68H17V69H16ZM30 68H31V69H30ZM42 68H43V69H42ZM61 68H62L63 70L60 71ZM9 69H10V70H9ZM14 69H15V70H14ZM21 69H22L23 72H20ZM45 69H46V71H44ZM66 69H67V68H65V71H66ZM240 69H241V67H240ZM240 69H239V71L237 70V72L241 73L242 70H244L243 68H242L241 70H240ZM258 69H257V72H258V71H259V73H260V72H261V73L263 72V70H262L261 68H260V69H261L262 71H260V69H259V70H258ZM25 70H26L27 72H26ZM34 70H35V71H34ZM39 70H40V71H39ZM41 70H42L43 73L41 72ZM236 70H234V71L236 72ZM3 71H1V73H2ZM14 71H15V72H14ZM16 71H17V72H20V73H23V74H22L23 77L27 74V78H28V75H30V74L32 75V74L34 73V74L32 75V77H31V75H30V77L28 78V79H30V78L32 79V78L34 77V78L32 79V81H31V79H30V83H29L30 85L27 84V82H29V81L26 79V80H27V82H26L27 86H26V85L24 86L26 91L24 90L23 93H22L23 90L21 91V90L18 88V86L14 84L15 82H16V83L18 82V81H17L18 78H17V77H16L17 79L14 78V77H15L14 75H16V74L18 75V73H17ZM24 71H25V72H24ZM36 72H37V73H36ZM1 73H0V74H1ZM15 73H16V74H15ZM38 73H39V74H38ZM62 73L65 74L66 72H62ZM261 73H260V74H261ZM3 74H4V73H3ZM38 75H39V76H38ZM41 75H42V76H41ZM62 75H63V74H62ZM62 75H61V76H62ZM250 75H251V76H250ZM263 75H264V74H263ZM0 76H2V75H0ZM18 76H19V75H18ZM36 76H38V77L36 78ZM259 76H260L261 78L264 77V76H261V75H259ZM41 77H42V78H41ZM55 77H57V78H56L57 80H55ZM240 77H238V78H239V80L241 81ZM256 77H257V76H256ZM256 77H255V78H256ZM25 78H26V76H25ZM61 78H62V77H61ZM66 78H67V79H70L69 76H66ZM255 78H254V79H255ZM261 78H260V79H261ZM11 79H15L16 81L14 80V81H15V82H14V81L11 80ZM20 79H21V78H20ZM22 79H24V78H22ZM244 79H243V80H244ZM263 79H264V78H263ZM263 79H261V82H260L261 85H262V83H263V85H264V82L262 81ZM18 80H19V79H18ZM26 80H24V81H26ZM37 80H38V81H37ZM42 80H43V81H42ZM70 80H71V79H70ZM21 81H22V80H21ZM53 81H54V83H53ZM12 82H13V84L17 87L16 89H15V86H14V87L12 86ZM32 82H33V83H32ZM2 83H3V84H2ZM19 83H20V82H19ZM19 83H18V85H19ZM22 83H23V82H22ZM22 83H21V84H22ZM34 83H36L37 88H36V86H34V85H35ZM37 83L39 84V86L37 85ZM40 83H41V85H40ZM52 83H53V84H52ZM21 84H20L19 86H22V85H23V84H22V85H21ZM31 84H32V85H31ZM258 84H259V82L257 83V85H258ZM260 84H259V88H260V87H263V85L261 86ZM5 85H8V86H10V87L6 86V88H5ZM28 85H29V86H28ZM30 86H33V87H30ZM27 87H29L31 90H29ZM50 87H51V88H50ZM8 88H9V89H8ZM10 88H11L12 90H11ZM13 88H14V89H13ZM20 88L22 89L23 87H20ZM35 88H36L37 90H36ZM257 88H258V87H257ZM263 88H264V87H263ZM17 89H19L20 91L18 92ZM23 89H24V88H23ZM2 90H3V91H2ZM38 90H39L40 92H37ZM261 90H264V89H261ZM7 91L10 92V93H9L10 95H8V92H7ZM34 91H35V92H34ZM48 91H49V92H48ZM255 91H257V92H254L253 95H255L256 93H257V94H260V93H258V90H257V89H256ZM4 92H5V93H4ZM12 92H13V93H12ZM25 92H29V93H25ZM31 92H32V94H31ZM33 93H35V94L37 93V94L34 95ZM41 93H42V94H41ZM263 93H264V92H263ZM5 94H6V95H5ZM28 94H29V95H28ZM39 94H41V95H39ZM27 95H28V96H27ZM31 95H32L33 97H32ZM43 95H44V96H43ZM5 96H6V97H5ZM10 96H12V97H10ZM34 96H37V97L34 98ZM261 96L264 97V95H263L262 93H261ZM9 97H10V98H9ZM19 97H20V98H19ZM30 97H31V98H30ZM258 97H259V96H258ZM263 97H262V98H263ZM21 98H22V99H21ZM25 98H26V99H25ZM29 98H30L31 101L29 100ZM33 98H34L36 101H38V104H40V105H38L36 101L32 100ZM38 98H39V100H37ZM46 98H47V99H46ZM0 99H1V98H0ZM18 99H20L21 102H20ZM27 99H28V100H27ZM40 99H41V100L43 99V101H41ZM223 99H224V98H223ZM223 99H222V100H223ZM11 100H9V101H11ZM15 100H16V101H15ZM22 100H23V101H22ZM44 100H45V101H44ZM261 100H262V99H261ZM29 101H30L31 103H30ZM39 101H40V102H39ZM1 102H2V100H1ZM1 102H0V103H1ZM28 102H29L30 104H29ZM33 102H34V103H33ZM42 102H43V103H42ZM46 102H47V103H46ZM262 102H264V100H262ZM9 103H10V102H9ZM22 103L25 104V105H23ZM41 103H42L43 105H42ZM44 103H45V104H44ZM21 104L23 105V107H21ZM35 104H37L38 106L36 107ZM263 104H264V103H263ZM27 105H28L29 107H28ZM11 106H12V107H11ZM19 106H20V107H19ZM0 107H1V105H0ZM10 107H11V108H10ZM18 107H19V109H20V108H21V109H20V110L17 109ZM30 107H32V109H30ZM38 107H39V108H38ZM45 107H46V106H45ZM23 108H24V110H22ZM33 109H34V110H33ZM36 109H37V110H36ZM225 109H226V108H225ZM29 110L31 111V113H30V117H28L29 115H27V113L29 114ZM263 110H264V106H263ZM16 111H17L18 113H17ZM32 111H33V112H32ZM10 112H11V111H10ZM26 112H27V113H26ZM41 112H42V114L44 115L43 111H41ZM219 112H220V111H219ZM221 112H223V111L221 110ZM32 113H33L34 115H33ZM261 113H262V112H261ZM0 114H2L1 111H0ZM20 114H21V115L23 114L24 117L22 118V116H21ZM25 114H26L27 116H26ZM17 115H18V116L20 115V116L18 117ZM43 115H41L42 117H39V115H37V116L35 115L36 117H35V116H34V117H31V119H29L30 121H28V123L31 122L30 125H32V121H34V118H35V119L38 118V120H40V118H41V120H43V121H41L40 123L45 122V121L47 120V117H45V115H44V116H43ZM262 115L264 116V111H263V114H262ZM25 116L28 117V118H26ZM1 118H2V117H1V115H0V119H1ZM12 118H13V117H12ZM25 118H26V119H25ZM32 118H33V120H32ZM263 118H264V117H263ZM18 119H19V121L17 122ZM22 119H24V120H22ZM31 120H32V121H31ZM36 120H37V119H36ZM38 120L35 121V122H38ZM24 121H25V122H24ZM15 123H16V125H14ZM0 124L3 125V122H1V120H0ZM18 124H19V125H18ZM26 124H27V123H26ZM36 124H37V123H36ZM2 125H1V126H2ZM24 125H25V124H24ZM33 125H35V123H33ZM25 127H30V128H31V126H29V124H27V126L25 125ZM14 128H15V129H14ZM22 128H24V127H22ZM16 129H17V130H16ZM24 129H25V128H24ZM20 130H21V131H20ZM6 131H8V129H6ZM6 131H5L4 133H7ZM40 131H41V130H40ZM40 131L38 132L37 136H40V134H39V133H41ZM11 132H12V133H11ZM15 133H14V134H15ZM18 135H19V134H18ZM37 136H36V137H37ZM6 137H8V136L6 135ZM205 144H206V143H205ZM197 145H198V147H200L201 145H204V144H203V142L200 141V144L198 143ZM263 154H264V153H263ZM188 177H189V178L191 177L192 179L194 178V176H188ZM202 177H203V176H202ZM202 177H200V178H202ZM209 177H210V176H209ZM213 177H214V176H213ZM215 177H216V176H215ZM223 177H224V176H223ZM230 177H231V179H232V176H230ZM234 177H235V176H234ZM239 177H241V176H239ZM184 178H185V177H184ZM189 178H188V179H189ZM196 178H198V176H197ZM196 178H194L193 180H198V179H196ZM211 178H212V177H211ZM217 178H218V176H217ZM226 178H228V176H227ZM263 178H264V177H263ZM186 179H187V176H186ZM188 179H187V181L190 180V179H189V180H188ZM192 179H191V180H192ZM204 179L209 180V178H208L207 176H206V178L204 177L202 180L204 181ZM235 179H238V178L235 177ZM181 180L183 181L182 178H181ZM202 180L199 179V183H200V181L202 182ZM233 180H234V178H233ZM182 181H181V182H182ZM184 181H185V180H184ZM196 182H197V181H196ZM196 182H194V183H196ZM205 182H208V181H205ZM197 183H198V182H197ZM197 183H196V184H197ZM199 183L197 184L198 188H200ZM202 183H204V182H202ZM180 184H181V183H180ZM201 185H204V184H201ZM197 186H196V187H197ZM208 186H209V184H208ZM203 187H205V185H204ZM203 187L201 186V188H203ZM206 187H207V185H206ZM224 189H225V188H224ZM231 193H232V191H231ZM233 195H234V194H233ZM233 198H234V197H233ZM141 200H143V199H140V203H141ZM228 200H229V199H228ZM237 201H238V200H237ZM141 204L143 205V203H141ZM236 204H237V203H236ZM140 214H141V213H140ZM135 215H136V214H135ZM135 215H134V216H135ZM134 216H133V217H134ZM133 217H132V218H133ZM133 219H135V217H134ZM133 219H132V220H133ZM171 223H172V221L170 222V224H171ZM170 224H169V225H170ZM172 224H173V223H172ZM153 225H154V224H153ZM169 225H168V226H169ZM151 226H152V224H151ZM168 226H167V227H168ZM170 226H172V225H170ZM154 227H155V226H154ZM167 227H166V228H167ZM161 228L164 229V230H163V229H160L161 231H162V230L165 231V227H164V226H162ZM168 228H169V227H168ZM168 228H167V229H168ZM167 229H166V230H167ZM169 229H170V228H169ZM161 231H160V233H162ZM163 233H164V232H163ZM163 233H162V235L165 234V233H164V234H163ZM170 234H171V233H170ZM173 234H174V233H173ZM173 234H172V236H173ZM165 235H166V234H165ZM167 236H168V235H167ZM172 236H170V237H172ZM164 237H165V236H164ZM170 237H169V238H170ZM165 239H166V238H165ZM170 239H171V238H170ZM170 239L167 238V240H168V241L166 240L167 243L169 242ZM153 240H155L156 242H154ZM149 241H150V240H149ZM152 241H153V242H152ZM152 241H150V244H149L150 246H153L154 244H155V245H158V244H157L158 239H152ZM166 241H165V242H166ZM165 242L162 240L161 243H165ZM151 243H153V245H151ZM158 243H159V242H158ZM161 243H160V244H161ZM160 244H159V245H160ZM165 244H166V243H165ZM168 244H170V243H168ZM155 245H154V246H155ZM162 245H163V244H161V246H162ZM162 247H163V246H162ZM148 255H149L148 252H145V253H144V256H145V257L148 256ZM183 264H184V263H183Z\"/></svg>",
    "mask_w": 264,
    "mask_h": 264
}]
</instances>
